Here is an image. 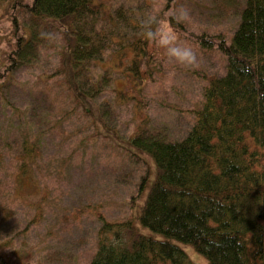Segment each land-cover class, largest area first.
Listing matches in <instances>:
<instances>
[{
	"label": "rangeland",
	"instance_id": "1",
	"mask_svg": "<svg viewBox=\"0 0 264 264\" xmlns=\"http://www.w3.org/2000/svg\"><path fill=\"white\" fill-rule=\"evenodd\" d=\"M166 2L112 0L111 4L114 9L123 7L137 22L145 24L149 16L157 17L162 12ZM244 3L175 0L166 15L183 5L189 13L187 18L178 28H172L168 21L162 23L177 42L194 49L196 63L181 65L152 42L148 53L157 63L149 66L151 80L138 94L123 77L129 61L120 67L114 65V51L121 46L112 45L93 69L94 81L100 83L101 76H110V82L85 105L69 85L71 67L65 66L66 75L62 70L64 44L58 33H46L29 62L4 75L2 64L7 62L4 59L13 39L11 24L1 17L6 5L1 6L0 256L6 262L88 264L98 248L99 216L109 222L136 218V225H140L137 217L156 179V165L148 155H140L148 162L150 172L136 197L148 166L129 154L139 156L129 139L144 128L166 140L186 136L196 122L194 111L203 105V90L209 79L226 72L225 56L217 49H203L196 37L219 34L230 42ZM126 96L133 99L125 100ZM98 109L105 112L110 132L105 130ZM27 146L36 151L34 158L24 162L22 151L26 152ZM143 233L163 237L147 228ZM175 243L195 264H209L193 246Z\"/></svg>",
	"mask_w": 264,
	"mask_h": 264
},
{
	"label": "trees",
	"instance_id": "2",
	"mask_svg": "<svg viewBox=\"0 0 264 264\" xmlns=\"http://www.w3.org/2000/svg\"><path fill=\"white\" fill-rule=\"evenodd\" d=\"M174 1L167 0L156 18L178 28L182 24L166 15ZM111 2L0 0L13 39L4 75L29 62L46 33H58L64 44L62 70L66 75L65 66L71 67L67 83L77 100L90 104L110 82V76L94 81L93 69L112 45L121 46L114 51V65L129 61L123 77L139 94L151 80L149 66L157 63L148 53L152 42L143 38L145 24ZM196 38L203 49L225 56L226 72L209 79L203 105L194 111L196 122L184 138L166 140L144 128L129 139L139 156L129 154L147 166L141 156L148 155L156 179L137 217L140 225L136 218L109 222L99 216L98 248L88 264H195L175 241L193 246L209 264H264V0H245L230 42L219 34ZM99 113L110 132L105 112ZM25 150L22 158L28 162L36 150ZM149 172L148 166L136 197ZM144 228L163 237L144 234ZM0 264L9 263L0 256Z\"/></svg>",
	"mask_w": 264,
	"mask_h": 264
},
{
	"label": "clouds",
	"instance_id": "3",
	"mask_svg": "<svg viewBox=\"0 0 264 264\" xmlns=\"http://www.w3.org/2000/svg\"><path fill=\"white\" fill-rule=\"evenodd\" d=\"M188 14L187 8L183 5L171 13L177 22L184 21ZM144 23L146 26L143 29V38L164 48L169 59L184 66H192L196 63L197 56L194 49L190 45L177 42L175 35L164 27L162 18L149 16Z\"/></svg>",
	"mask_w": 264,
	"mask_h": 264
}]
</instances>
